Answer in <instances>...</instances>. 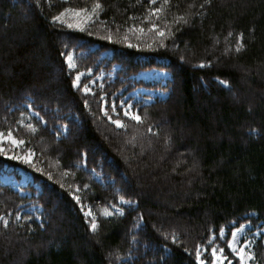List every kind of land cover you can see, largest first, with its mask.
<instances>
[{
	"label": "trees",
	"instance_id": "1",
	"mask_svg": "<svg viewBox=\"0 0 264 264\" xmlns=\"http://www.w3.org/2000/svg\"><path fill=\"white\" fill-rule=\"evenodd\" d=\"M22 1L27 4L0 0V117L3 103L19 105L28 96L46 109H59L63 114L68 111L70 122L77 128L83 126V132L77 130L75 138L53 144L54 152L48 156L69 164L84 153L89 166L99 170L100 154L92 147L98 145L115 153L125 140L135 142L130 139L136 136L155 142L160 138L152 152L157 156V177L164 181L167 196L159 200L153 191L142 196L136 180L131 188H121L118 183L122 194L136 201V210L147 223L141 240L150 249L144 252L139 248L140 256L134 262L122 258L132 249L125 234L136 224V211L126 207L123 215L101 218L99 229L92 231L74 200L64 195L57 217L53 214L54 228L53 222L42 230L36 217L28 214L15 221L14 227L20 226L15 230L6 229L0 221V264H198L192 251L196 241L208 248L212 232L225 228L230 235L231 223H239L249 213L255 214L251 219L264 220V0ZM153 7L162 11L151 13ZM54 16L60 19L53 20ZM156 21L162 24L163 36L155 29L146 35L133 34L139 23L150 27ZM81 40L98 45L88 56L90 62L102 49L110 48L113 56L109 65L123 67L120 80L106 83L93 96L75 90L73 75L68 76L66 70L64 55ZM181 56L186 63L178 61ZM151 65L171 72V80L164 86L169 92L166 100L139 107L153 130H110L106 119L101 121V114L104 108L112 109L106 104L111 87H115L113 93L118 91L128 82L127 75ZM215 77L228 84L217 82ZM38 78L44 84L37 85L34 81ZM206 86L210 90L206 91ZM63 89L65 94L58 96ZM175 98V123L168 125L164 136L162 119L168 116L169 102ZM49 100L54 103L49 105ZM152 108L155 112L151 115ZM41 137L37 139L41 147L44 142L56 141L47 130ZM142 151L119 150V156L114 154L128 177L133 169L140 178L139 161L144 165L152 155ZM77 171H83L96 186L92 190L95 201L117 202L120 194L103 190L87 172ZM113 179L119 182L116 175ZM4 190H0V213L16 220L25 198L13 196L17 199L13 210L6 201V195L13 191ZM60 191L56 189L54 196ZM177 218L185 219L180 226L172 223ZM29 222L34 229L27 226ZM220 244L228 250L227 242ZM252 249V263H264L262 240ZM114 253L117 257L112 258Z\"/></svg>",
	"mask_w": 264,
	"mask_h": 264
},
{
	"label": "rangeland",
	"instance_id": "2",
	"mask_svg": "<svg viewBox=\"0 0 264 264\" xmlns=\"http://www.w3.org/2000/svg\"><path fill=\"white\" fill-rule=\"evenodd\" d=\"M21 3L27 4L26 2H23L20 0ZM22 5H19L20 8L25 9V7ZM154 8V7H153ZM151 13H155L152 11ZM141 15L138 14V17ZM149 18V15L147 16ZM156 24L158 27L153 28L152 25ZM150 27H146L143 23H139V25H136L134 27L133 34H139V35H146L150 29L159 30L162 29V24L159 22L152 23ZM111 39H115L114 37H110ZM125 38L133 44L131 41H129L128 36L126 35ZM242 36L240 35V39ZM98 50L97 43L94 42H85L84 40H81L76 44L74 47H71V50L67 55H64L66 65H67V72L68 76L72 74V86L76 90H79L83 94H89L93 96L96 92V90L100 87H103L106 83H113L117 82L116 75H115V67L113 65H109L108 60L112 57L113 51L110 48L102 49L98 54L97 58L92 62L88 59V56L91 53H94ZM71 57V60L68 58ZM186 61V59H185ZM46 64V63H45ZM48 64V63H47ZM94 64V65H93ZM49 65V64H48ZM71 65H74L72 67ZM50 66V65H49ZM52 67V65H51ZM90 69V71H89ZM81 73L79 84L75 83L76 81V75L77 73ZM56 76L60 75V72L58 71ZM140 81H143L145 83H148L145 86L138 85ZM171 80V72L167 70V68H159V69H147L143 70L140 73H137L135 75H132L128 79V85H130V89L122 94L123 99H119L114 101L112 98H114L116 95H118L121 92H114L112 91L111 87V93L108 95L109 102L106 99L107 106H110L112 109L107 110L104 108L102 119H106L107 124L110 125V130L112 131H119V129H125V128H133L134 131L139 130V132H151L153 129L151 126H147V122L145 117H147V114H145V111L139 110L138 104L141 103L142 105L150 104L154 101H159V99H166L168 97L169 92L165 90L164 86L167 84V82ZM94 81V83H93ZM37 85L44 84L41 82V79H36L34 81ZM154 84V85H151ZM88 86L91 91L85 92L84 87ZM134 86V87H133ZM209 86V85H208ZM206 86V91L210 90ZM177 88V93H178ZM58 96L62 97L63 94H65V89L58 91ZM148 93V94H147ZM176 93V95H177ZM112 95V96H111ZM49 105H52L54 101L49 100ZM108 103H110L108 105ZM171 107L168 112V116H164L162 119L163 129V135L165 136L168 132V125H174L175 122H173L174 112L177 110V99H173L170 101ZM47 105V106H49ZM114 105V107H113ZM104 106L105 103H104ZM109 107V108H110ZM164 108V106H163ZM49 109V107H47ZM134 112L141 116V120L137 121L132 116L125 115V110ZM11 111V105L9 103H3V111L1 112L2 116L0 117V131H3L5 135H7V129L11 128L13 130V135L18 140H23L24 143L22 145H13L10 141L4 140L0 142V147L3 148V151H0V171L4 164L1 163V158H6L12 161H16L19 163L24 164L25 166L29 167V176H23L22 181L17 180V183L19 185L18 190L14 187V190L11 195H6V201L7 204L13 209L16 210V204L17 199L13 196L18 195V191L23 196H26L28 200L21 205V212L17 215L16 220L10 219V216H4L2 213V217H0V221L4 224L3 220L6 218L8 220L7 225H5L6 229L12 228V230H15V228L20 227L18 225H15V221L22 220L25 215H34L36 217V222H38L42 230L46 229L53 224V228L56 227L55 220L52 221V219L57 217V213L60 211L61 203H62V197L64 195H69L77 205V208L81 213L85 215L87 220L90 222L93 219H95L97 223V229H99V224L101 222L102 217H111L112 215H121L124 212V206L115 205L113 203H110L109 205H106L101 200H96L93 198L92 190L96 188L95 185H93L90 179H87L84 175H80V173L77 171L78 169L75 167L69 166L67 163L63 162L60 157H49L48 155L50 153H53L54 150L53 145H50L48 142H44V145L41 147L38 140L41 137V132L44 131L42 127L39 124H36L38 120L36 115V110L31 106L30 109H27V111H17L15 114L10 113ZM54 110H52L53 112ZM149 114L154 113L155 109H149ZM107 113V114H106ZM56 115H59V112L55 111ZM72 115V114H71ZM111 117V119H109ZM28 120L33 121L31 123H28ZM120 120L122 121V125H117L114 123V121ZM111 121V122H109ZM42 125H44L46 122L45 120L39 121ZM131 124V127L129 125ZM31 125L32 127H29ZM83 126H80L79 128L75 127L74 125V135H71L70 138H75L76 131L82 130ZM85 128V127H84ZM62 134H65L67 129L66 127H62L59 129ZM123 133L127 134V132ZM136 136V135H134ZM30 137V138H29ZM160 137V136H159ZM158 137V138H159ZM137 136L135 139H130L135 142H128L125 140V145H120L118 150L114 153L115 155L119 156V150L120 152L135 149L138 151H142V154L147 151L149 152L148 155L152 154L148 162L144 165H141V161H139V174L140 178L134 173V170L129 177H125L123 174L120 175V179L125 182L127 187L131 188V185L135 183L134 180H136L137 183H139V189L141 191V195L143 196V192L148 193L149 191H153L154 195L157 199L162 200L167 196L166 192V185L164 181L157 177L159 174L158 171H156L157 168V156L154 154L155 150V143L158 142L160 139L151 140V139H141ZM145 141V142H144ZM38 142V143H37ZM142 144H141V143ZM51 144H54V142ZM59 143H56V145ZM130 146L131 148H125ZM29 150H31V159H24L23 157L28 156ZM92 151L95 153L101 154V156H106L100 147L97 145L94 148L92 147ZM7 153V154H5ZM154 155V156H153ZM21 157L20 159H17L16 157ZM167 157V156H166ZM98 160H102L101 158H98ZM127 160V159H126ZM116 162V161H115ZM127 163V162H126ZM86 165V163L79 162L78 166ZM113 167H116L115 164H112ZM132 167H134L132 165ZM150 168V171H148ZM5 168L3 169V171ZM22 173V172H21ZM127 174V172L125 171ZM2 175V173L0 174ZM128 175V174H127ZM12 177V176H11ZM92 177L95 178L98 183H95L96 185H100L103 190L107 191H117L118 190V181H115L114 183L112 180H110L108 183H105V177L104 173L101 171L93 170ZM13 178V177H12ZM3 181H10L11 178L8 177L4 179L3 176H0V180ZM39 179L37 183H35L34 187L38 191V195L34 196L32 199V195L30 190L26 189L24 186H26L25 182L31 183L32 181H36ZM157 180H161L157 181ZM7 181V182H8ZM163 181V182H162ZM13 184V183H12ZM61 190L58 192L57 195L54 196V191ZM154 196V197H155ZM158 196V197H157ZM79 197V199H77ZM124 197V199H120V202L122 204H125L127 207L130 208L132 211H136L135 217H136V224L131 225L128 230L126 231L125 238L128 241L129 248L137 249L139 251V248L142 249L144 252H146V249L148 246L145 244L141 238L144 237L143 231H145L147 227V223L144 220V217L141 213L137 212L136 206L137 203L135 200H132L122 194L120 191L119 198ZM127 201H131V203H128ZM178 204V202H175ZM39 204V206L37 205ZM55 217H54V215ZM57 220V219H56ZM185 219H175L172 223L173 225H181L182 221ZM172 223L170 225H172ZM89 224V228L91 229ZM188 224V223H187ZM169 225V224H168ZM27 226L31 229H34V225L32 222H29ZM153 226V225H152ZM158 231H161L164 233V230L159 228L158 226H153ZM240 229L239 233L233 237L232 233L235 232L236 229ZM233 229V228H232ZM92 230V229H91ZM95 230V231H96ZM251 230V231H249ZM93 231V230H92ZM7 232V231H6ZM261 234H264V228H255L252 229V226L249 223H243L242 225H238L232 232L229 233L226 231L225 228L219 229L218 232H212L210 234L209 239L207 240V243L209 245L208 248H205L202 244H197L194 248L193 254L195 255V258L198 261V264H201V260L204 261V264H240V258L236 255V253L233 251V249L229 246V241H235L237 245H242V237L248 236L249 241L251 242L253 238L259 237ZM171 238L176 236L175 233L170 234ZM221 241L227 242V248L228 250H224L223 246L220 244ZM263 244H264V238H263ZM217 249V256L224 257L223 260H219L217 256H213L212 249ZM245 248L247 251H251L250 243L248 245H245ZM150 249V248H148ZM222 249V253L219 251ZM197 251H199V257L197 256ZM127 255V253H126ZM133 256V255H131ZM140 256V251H139ZM113 257H117V253H114L112 255ZM234 257L238 259V262L235 261ZM247 264H253L252 258H250L247 261Z\"/></svg>",
	"mask_w": 264,
	"mask_h": 264
},
{
	"label": "snow or ice",
	"instance_id": "3",
	"mask_svg": "<svg viewBox=\"0 0 264 264\" xmlns=\"http://www.w3.org/2000/svg\"><path fill=\"white\" fill-rule=\"evenodd\" d=\"M165 2H167V0H165ZM98 6L99 5H97V7ZM201 7H203V5H201ZM80 11H83V10H80ZM152 11L156 12V13H159L160 11H162V9L153 8ZM52 19L53 20H59L60 17L59 16H54ZM181 19H183V17H181ZM152 27L153 28H157L158 26L156 24H153ZM159 34L161 36H163L164 35V30L160 29ZM68 59L71 60V57H69ZM71 66L74 67V65H71ZM89 71H90V69H89ZM80 75H81V73H79V72L76 75L75 83H77V84H79ZM93 83H94V81H93ZM223 83L225 85H227L228 81L225 80V81H223ZM84 91L85 92H89V91H91V89L88 86H85L84 87ZM113 107H114V105H113ZM125 115L132 116L137 121L142 119L140 115H138V114H136L134 112L128 111L127 109L125 110ZM109 119H111V117H109ZM114 123H116L117 125H122V121H120V120H116V121H114ZM29 127H32V126L29 125ZM12 133H13V130L11 128L7 129V135H5V133L3 131H0V142H2L4 140H8L13 145H22L24 143V141L16 139V137ZM0 151H3L2 147H0ZM29 153L30 154L28 156L23 157V158L30 160L31 159V150H29ZM5 154H7V153H5ZM16 158L20 159L21 157L17 156ZM77 199H79V197H77ZM121 199H124V197H121ZM127 202L131 203V201H127ZM3 222H4L5 225H7L8 220L5 218L3 220ZM90 227H91V229L93 231H95L97 229V223H96L95 219H93L91 221ZM239 231H240L239 228L236 229L235 232L232 233L233 237H235L239 233ZM172 238L175 239V237H172ZM249 243H251V242L248 241V240H245L242 245H237V243H235V241H229V246L233 249V251L236 253V255L240 258V264H247V261L254 256L253 252L247 251L246 248H245V245H248ZM219 251L222 253L223 250L220 249ZM212 252H213V256H217V249L216 248H213ZM197 256L199 257V251H197ZM217 258L219 260H223L224 259V257H222V256H217ZM201 264H204L203 260H201ZM229 264H231V262H229Z\"/></svg>",
	"mask_w": 264,
	"mask_h": 264
},
{
	"label": "bare ground",
	"instance_id": "4",
	"mask_svg": "<svg viewBox=\"0 0 264 264\" xmlns=\"http://www.w3.org/2000/svg\"><path fill=\"white\" fill-rule=\"evenodd\" d=\"M239 34H240V33H239ZM239 34H237V36H238ZM185 59H186V58H185L184 56H181V57L179 58L178 61H179L180 63H186V62H187V59H186V61H185ZM164 61L167 62L168 60L164 58ZM174 67H175V66H174ZM154 68H155V69H159V68H161V66H158V65H151V66H150V69H154ZM214 79H215L217 82L224 84V83H223V80H222L221 78L215 77ZM67 113H68V111H66V115H67ZM53 114H55V111L53 112ZM67 116H70V115H67ZM55 139H56V141H55L54 144H56V143H58V142L60 141V139L57 138V137H55ZM50 145H53V144L50 143ZM102 152H103L106 156H103V157H102L101 154L98 156L99 158L102 159V160H98L99 163H100V171H101V172H107L108 174H110V175H112V176H113V175H116V176L119 178V182H118V183H119V186H120L121 188H125V187H127V185L125 184V182H123V181L120 179V175H121V174H123L125 177L127 176L126 173H125L126 170H124L125 168L119 166L118 161H117V157L114 155V153H112V152H105V151H103V150H102ZM115 161H116V162H115ZM79 162H80V159H75V160H73L71 163H69L68 165H71L72 167H75V168L79 169V167H78V163H79ZM112 164H115L116 167H113ZM80 175H84V176L87 178L86 174H85L83 171L80 172ZM127 177H128V176H127ZM87 179H88V178H87ZM30 184H32V185L34 186V185H35V182L32 181ZM119 186H118V187H119ZM120 187H119V188H120ZM197 242H198V241L195 242V244H194L192 250H194V248L196 247Z\"/></svg>",
	"mask_w": 264,
	"mask_h": 264
}]
</instances>
